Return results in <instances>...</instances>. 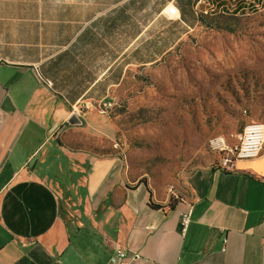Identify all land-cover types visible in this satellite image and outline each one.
<instances>
[{"label":"crops","instance_id":"crops-1","mask_svg":"<svg viewBox=\"0 0 264 264\" xmlns=\"http://www.w3.org/2000/svg\"><path fill=\"white\" fill-rule=\"evenodd\" d=\"M219 4L0 0V264H109L118 250L123 264H264V150L192 171L171 205L129 175L116 122L91 108Z\"/></svg>","mask_w":264,"mask_h":264},{"label":"rangeland","instance_id":"rangeland-1","mask_svg":"<svg viewBox=\"0 0 264 264\" xmlns=\"http://www.w3.org/2000/svg\"><path fill=\"white\" fill-rule=\"evenodd\" d=\"M212 14L184 26L189 33L157 63L129 67L118 90L91 107L112 103L104 114L118 127L113 152L171 205L187 197L188 174L218 167L246 125L264 124V10Z\"/></svg>","mask_w":264,"mask_h":264},{"label":"built area","instance_id":"built-area-1","mask_svg":"<svg viewBox=\"0 0 264 264\" xmlns=\"http://www.w3.org/2000/svg\"><path fill=\"white\" fill-rule=\"evenodd\" d=\"M204 2V1H202ZM219 10H205L204 12L198 11L202 14L211 13H237L238 15H250L254 12H259L264 9V0H232L231 4L227 6H220ZM177 9L174 6H168L166 15L169 17L175 16ZM48 85L52 83L48 81ZM112 106V103H103V109H99V112L104 113L108 108ZM102 108V107H101ZM105 108V109H104ZM224 145V144H223ZM226 149L224 146L221 148ZM264 150V124L259 122H251L245 126L243 133L241 134L240 142L235 148L229 149V154L223 159L219 168L225 170H231L234 168L235 163L239 160H253L261 156ZM188 211L182 214V226L183 234L187 231L191 222V209L193 204L189 205ZM127 257L126 252L118 250L110 259L109 264H117Z\"/></svg>","mask_w":264,"mask_h":264},{"label":"water","instance_id":"water-1","mask_svg":"<svg viewBox=\"0 0 264 264\" xmlns=\"http://www.w3.org/2000/svg\"><path fill=\"white\" fill-rule=\"evenodd\" d=\"M69 124L72 125V126H77V125L81 124V120H80V118L78 117L77 114H73L72 115V117L69 120ZM117 264H121V262H119Z\"/></svg>","mask_w":264,"mask_h":264},{"label":"trees","instance_id":"trees-1","mask_svg":"<svg viewBox=\"0 0 264 264\" xmlns=\"http://www.w3.org/2000/svg\"><path fill=\"white\" fill-rule=\"evenodd\" d=\"M222 6H225L226 8H227V6L225 5V4H223ZM264 10V9H263ZM200 14V16L201 17H203V16H209V15H214V14H202V13H199ZM198 14V15H199ZM217 14H222V15H238L236 12L235 13H228V12H226V13H217ZM201 19V18H200ZM142 183H145L146 185H148L146 182H144V181H141ZM152 206L153 207H156V208H159L160 206L159 205H155V204H152Z\"/></svg>","mask_w":264,"mask_h":264}]
</instances>
